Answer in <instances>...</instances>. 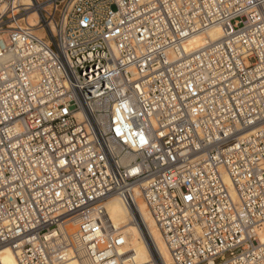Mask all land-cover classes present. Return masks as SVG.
<instances>
[{
    "label": "built area",
    "instance_id": "built-area-1",
    "mask_svg": "<svg viewBox=\"0 0 264 264\" xmlns=\"http://www.w3.org/2000/svg\"><path fill=\"white\" fill-rule=\"evenodd\" d=\"M112 196L174 264H264V0H0V253L134 264Z\"/></svg>",
    "mask_w": 264,
    "mask_h": 264
},
{
    "label": "bare ground",
    "instance_id": "bare-ground-1",
    "mask_svg": "<svg viewBox=\"0 0 264 264\" xmlns=\"http://www.w3.org/2000/svg\"><path fill=\"white\" fill-rule=\"evenodd\" d=\"M223 33L220 29H213L205 34L198 35L194 38L196 46L200 45L207 39H220ZM143 220L148 229L152 242L149 241L147 234L142 232L134 221V217L129 208L118 196H112L103 203L102 219L112 228H121L125 230L128 238V245L134 252V264H174L171 254L165 244L163 236L151 214L142 202H139ZM75 225H78L75 222ZM77 227L70 225L68 227L71 233L76 231ZM0 264H18L15 253L9 247H4L0 253ZM64 264H92L87 259L83 251H79L75 256H70Z\"/></svg>",
    "mask_w": 264,
    "mask_h": 264
},
{
    "label": "rangeland",
    "instance_id": "rangeland-1",
    "mask_svg": "<svg viewBox=\"0 0 264 264\" xmlns=\"http://www.w3.org/2000/svg\"><path fill=\"white\" fill-rule=\"evenodd\" d=\"M76 229V228H75Z\"/></svg>",
    "mask_w": 264,
    "mask_h": 264
}]
</instances>
